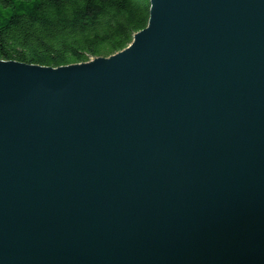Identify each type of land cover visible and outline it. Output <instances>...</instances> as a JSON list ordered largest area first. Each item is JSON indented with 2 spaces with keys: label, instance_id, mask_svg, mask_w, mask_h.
I'll return each instance as SVG.
<instances>
[{
  "label": "water",
  "instance_id": "95a60500",
  "mask_svg": "<svg viewBox=\"0 0 264 264\" xmlns=\"http://www.w3.org/2000/svg\"><path fill=\"white\" fill-rule=\"evenodd\" d=\"M0 264H264V0H150L109 57L0 59Z\"/></svg>",
  "mask_w": 264,
  "mask_h": 264
},
{
  "label": "trees",
  "instance_id": "16d2710c",
  "mask_svg": "<svg viewBox=\"0 0 264 264\" xmlns=\"http://www.w3.org/2000/svg\"><path fill=\"white\" fill-rule=\"evenodd\" d=\"M149 18L150 0H0V59L61 67L109 57Z\"/></svg>",
  "mask_w": 264,
  "mask_h": 264
}]
</instances>
